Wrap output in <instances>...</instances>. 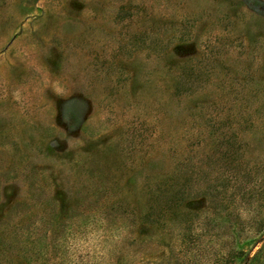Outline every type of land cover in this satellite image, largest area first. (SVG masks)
I'll use <instances>...</instances> for the list:
<instances>
[{
  "label": "rangeland",
  "instance_id": "obj_1",
  "mask_svg": "<svg viewBox=\"0 0 264 264\" xmlns=\"http://www.w3.org/2000/svg\"><path fill=\"white\" fill-rule=\"evenodd\" d=\"M0 264H264V0H0Z\"/></svg>",
  "mask_w": 264,
  "mask_h": 264
}]
</instances>
